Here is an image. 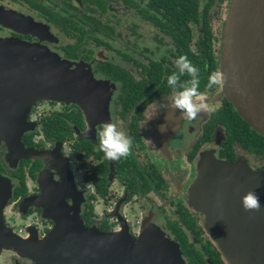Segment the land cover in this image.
Listing matches in <instances>:
<instances>
[{
	"label": "flooded vegetation",
	"instance_id": "obj_1",
	"mask_svg": "<svg viewBox=\"0 0 264 264\" xmlns=\"http://www.w3.org/2000/svg\"><path fill=\"white\" fill-rule=\"evenodd\" d=\"M230 3L197 0L194 7L213 16L209 26L216 55ZM153 7L148 0H0V40L17 39L65 61L70 69L81 67L109 98L108 118L86 115L72 102L47 99L29 105L18 123L0 126V264H53L33 257L62 249L71 231L63 222L70 220L102 233L124 229L133 241L145 226L151 227L191 264L169 227L174 223L205 264L211 263L204 248L214 249L221 264H227L186 201L197 163L207 151L219 160L243 161L258 172L264 170V155L246 153L235 144L231 155L221 150L224 127L210 122L228 103L214 98L219 86L204 91L210 110L195 121H179V112L165 109L172 94L166 77L176 71L174 61L180 56L172 35L187 31V47L194 52L202 26L200 20L170 16L179 7L174 4H163L159 12ZM148 40L154 49L145 46ZM113 42L121 43V50ZM164 46L167 56H159ZM106 121L121 125L132 138L131 156L110 161L96 150V130ZM160 125L167 130L158 131ZM137 157L143 159L141 165ZM157 200L162 204L155 208ZM169 206L174 219L165 215Z\"/></svg>",
	"mask_w": 264,
	"mask_h": 264
},
{
	"label": "water",
	"instance_id": "obj_2",
	"mask_svg": "<svg viewBox=\"0 0 264 264\" xmlns=\"http://www.w3.org/2000/svg\"><path fill=\"white\" fill-rule=\"evenodd\" d=\"M0 41L1 127L24 117L29 105L40 100L69 101L84 111L91 86L87 77L79 80L68 63L46 58L29 45ZM218 70L228 77L219 97L264 137V0H231ZM248 191L259 197L260 212L243 210L241 197ZM187 202L200 215L204 231L227 264H264V170L252 172L243 161L219 160L204 151ZM70 222H63L71 231L62 249L33 258L53 264H185L176 245L151 227L145 226L139 240L133 241L124 229L102 233ZM150 243L158 255L142 257V246Z\"/></svg>",
	"mask_w": 264,
	"mask_h": 264
},
{
	"label": "trees",
	"instance_id": "obj_3",
	"mask_svg": "<svg viewBox=\"0 0 264 264\" xmlns=\"http://www.w3.org/2000/svg\"><path fill=\"white\" fill-rule=\"evenodd\" d=\"M151 3V7L159 12V7L163 4L167 5L168 3L179 6L174 8L169 12V15L173 18H181L182 20H193L201 22V33L199 34V38L196 44V50L191 52L187 43L189 41L188 33L184 30V34L175 33L172 35L173 41L177 44L178 53L181 55H186L188 59L193 63L194 66L200 69V90L204 91H214L215 87L211 89L206 88L208 75L217 71V60L219 59V50L216 53L213 52L212 46V35L211 28L209 26V20L212 19V15L206 10L197 11L195 5L197 4V0H148ZM165 12L167 11L164 8ZM201 12V13H200ZM224 26V25H223ZM222 31H220L219 37V45L221 43ZM182 35V36H181ZM190 77L187 75L181 77V80H188ZM210 122H215L218 125L224 127V141L222 143L221 150H226V153L231 155V146L235 144L242 151L246 153H253L255 155H264V137L256 134L252 129L248 127L246 123H244L236 112L230 107L226 101H224V105L220 106L219 110L211 116ZM205 139V136H204ZM229 155L225 154V156L229 157ZM183 224L187 223V220H181ZM169 227L172 228L174 237L179 243L180 250L182 254L190 259L191 264H205L203 261V257L200 255L199 251H196L190 244H188L187 239L184 234L175 226L174 223L169 224ZM214 249L204 248L202 252L205 253L209 262L211 264H221L218 253L214 252Z\"/></svg>",
	"mask_w": 264,
	"mask_h": 264
},
{
	"label": "clouds",
	"instance_id": "obj_4",
	"mask_svg": "<svg viewBox=\"0 0 264 264\" xmlns=\"http://www.w3.org/2000/svg\"><path fill=\"white\" fill-rule=\"evenodd\" d=\"M174 65L176 71L166 77L172 94L164 107L173 113L179 112V121H195L202 112L210 110L206 94L200 90V69L194 66L186 55L179 56ZM185 75L190 79L182 81L181 77ZM227 80L228 77L223 71H213L208 75L206 88L223 87ZM166 130L165 125L158 126V131ZM96 137V150L102 152L105 159L118 161L132 155L133 140L116 123L106 121L100 124ZM241 205L245 212L261 211L259 197L254 191H248L241 197Z\"/></svg>",
	"mask_w": 264,
	"mask_h": 264
},
{
	"label": "rangeland",
	"instance_id": "obj_5",
	"mask_svg": "<svg viewBox=\"0 0 264 264\" xmlns=\"http://www.w3.org/2000/svg\"><path fill=\"white\" fill-rule=\"evenodd\" d=\"M9 40H11V41H18L17 39H9ZM5 41V40H4ZM0 42H2V41H0ZM19 43H22L23 44V42H21V41H18ZM26 45V44H25ZM112 45H113V48H116V49H120L121 50V43H118V42H113L112 43ZM148 45V48L149 49H154L155 48V45L151 42V40H148V42H145V46H147ZM31 47H33V46H31ZM38 51H39V53L41 54V55H43V56H46V58L47 57H49L50 58V55L45 51V50H43V49H38ZM107 54H109V55H112L113 56V58L114 59H118L119 57L117 56V54H114L113 53V51H111V50H109V52H106ZM158 54H159V56H167V47H160L159 48V50H158ZM57 59V60H59V61H62V60H60L59 58H57V57H53V59ZM32 59H34L33 57H32ZM34 62V61H33ZM34 63H36V62H34ZM69 70L70 71H74L75 73H76V76H78V75H80V77H78V79L79 80H81V78L84 76V77H87L88 78V80L91 82V86H90V83H89V92H86V107H85V109H84V113L87 115V114H91V116L92 115H94V116H97V117H102V116H105V117H107L108 118V114H107V107H108V105H107V101L109 100V98H108V96H106L105 94H103V89H102V86L98 83V82H96L92 77H91V75H90V73L88 74V72H83V70H82V68L81 67H76L75 69H70L69 68ZM76 80H77V78H76ZM216 100H219V98L221 99V97H219V94H217L215 97H214ZM213 98V99H214ZM57 101V100H56ZM58 101H60V100H58ZM62 101V100H61ZM63 102H69V101H63ZM76 104V103H75ZM205 119V117H200V120L201 121H203ZM120 126L121 125H118V127L120 128ZM121 129V128H120ZM122 130V129H121ZM172 139H173V137L171 136L170 137V140L168 141V143L169 144H171L172 143ZM154 150V153H156L157 154V152L155 151V149H153ZM134 155H135V153H134ZM162 161H163V159H162ZM137 162L141 165L142 164V162H143V159L141 158V157H137ZM187 201V200H186ZM188 203V202H187ZM162 204V202L161 201H159V200H157L156 202H154V206H155V208H157L158 206H160ZM188 206L190 207V205L188 204ZM165 215L166 216H168L170 219H174L175 218V215H174V213H173V208H172V206L170 207H167L166 209H165ZM205 236V234H203L201 237H200V239H201V242H200V244L204 241V237ZM191 238V237H190ZM196 244V243H195ZM197 246V248H199V245H196ZM184 262V261H183Z\"/></svg>",
	"mask_w": 264,
	"mask_h": 264
},
{
	"label": "bare ground",
	"instance_id": "obj_6",
	"mask_svg": "<svg viewBox=\"0 0 264 264\" xmlns=\"http://www.w3.org/2000/svg\"><path fill=\"white\" fill-rule=\"evenodd\" d=\"M142 250H141V256L143 257H148V258H151V257H154V256H157V252L154 251V248L152 247L151 243H150V246H142ZM160 248V247H159ZM158 248V250H160ZM162 251V250H161ZM163 252V251H162ZM167 251L165 250L163 252V254H166ZM165 260V259H164Z\"/></svg>",
	"mask_w": 264,
	"mask_h": 264
}]
</instances>
